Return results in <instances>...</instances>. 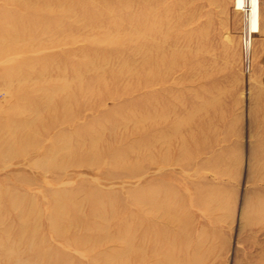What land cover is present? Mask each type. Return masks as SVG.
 Listing matches in <instances>:
<instances>
[{"label": "rangeland", "instance_id": "1", "mask_svg": "<svg viewBox=\"0 0 264 264\" xmlns=\"http://www.w3.org/2000/svg\"><path fill=\"white\" fill-rule=\"evenodd\" d=\"M0 0V264H264V0Z\"/></svg>", "mask_w": 264, "mask_h": 264}, {"label": "bare ground", "instance_id": "2", "mask_svg": "<svg viewBox=\"0 0 264 264\" xmlns=\"http://www.w3.org/2000/svg\"><path fill=\"white\" fill-rule=\"evenodd\" d=\"M236 11L245 16L243 45L249 57L253 35L261 34V1L260 0H235ZM249 60V59H248Z\"/></svg>", "mask_w": 264, "mask_h": 264}, {"label": "built area", "instance_id": "3", "mask_svg": "<svg viewBox=\"0 0 264 264\" xmlns=\"http://www.w3.org/2000/svg\"><path fill=\"white\" fill-rule=\"evenodd\" d=\"M242 45H243V43H242ZM243 53H244V55H245V61H246V64H247V70H248V68H249V60H248V55H246V49H245V47H244V45H243Z\"/></svg>", "mask_w": 264, "mask_h": 264}]
</instances>
